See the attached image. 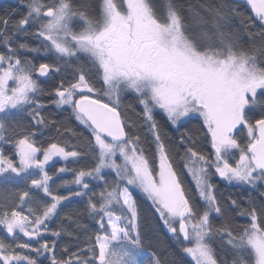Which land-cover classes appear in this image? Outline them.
Instances as JSON below:
<instances>
[{"label":"snow or ice","instance_id":"snow-or-ice-1","mask_svg":"<svg viewBox=\"0 0 264 264\" xmlns=\"http://www.w3.org/2000/svg\"><path fill=\"white\" fill-rule=\"evenodd\" d=\"M0 264H264V0L0 13Z\"/></svg>","mask_w":264,"mask_h":264},{"label":"trees","instance_id":"trees-1","mask_svg":"<svg viewBox=\"0 0 264 264\" xmlns=\"http://www.w3.org/2000/svg\"><path fill=\"white\" fill-rule=\"evenodd\" d=\"M186 2L194 3L195 0H186ZM15 7H16V4L2 3V4H0V13H4L6 11H9L10 9L15 8ZM57 166H59V165H57ZM221 187L225 193H227L228 191H235L234 189L224 188L222 184H221ZM145 207H146V205H145Z\"/></svg>","mask_w":264,"mask_h":264},{"label":"water","instance_id":"water-1","mask_svg":"<svg viewBox=\"0 0 264 264\" xmlns=\"http://www.w3.org/2000/svg\"><path fill=\"white\" fill-rule=\"evenodd\" d=\"M2 3H10V4H15L16 0H0V4Z\"/></svg>","mask_w":264,"mask_h":264},{"label":"flooded vegetation","instance_id":"flooded-vegetation-1","mask_svg":"<svg viewBox=\"0 0 264 264\" xmlns=\"http://www.w3.org/2000/svg\"><path fill=\"white\" fill-rule=\"evenodd\" d=\"M16 4V3H15Z\"/></svg>","mask_w":264,"mask_h":264}]
</instances>
